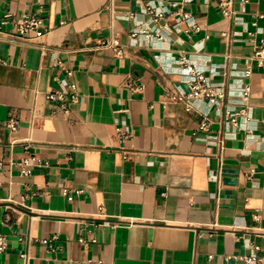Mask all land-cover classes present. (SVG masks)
Masks as SVG:
<instances>
[{"label":"crops","instance_id":"0c3cea01","mask_svg":"<svg viewBox=\"0 0 264 264\" xmlns=\"http://www.w3.org/2000/svg\"><path fill=\"white\" fill-rule=\"evenodd\" d=\"M232 9L0 0V264H264V0ZM24 16L42 36L15 32ZM186 66L225 101L166 102ZM68 84L64 112L48 95Z\"/></svg>","mask_w":264,"mask_h":264},{"label":"built area","instance_id":"2783aa9c","mask_svg":"<svg viewBox=\"0 0 264 264\" xmlns=\"http://www.w3.org/2000/svg\"><path fill=\"white\" fill-rule=\"evenodd\" d=\"M217 2L219 5L220 12L224 16L229 17L233 14V0H217ZM147 11H149V13H152L150 8H147ZM153 17V20L155 22H158L164 17V14L162 12L155 13ZM183 17L186 18L187 16L184 15ZM15 32L22 37H25L30 32H34L37 37H40L43 35L42 21L32 16H24L15 23ZM135 35L136 34H132V37H134ZM101 46L113 48L117 56H124L123 49L114 40H110L109 42H106ZM41 51L44 52L45 47L42 46ZM253 59L256 60V62L260 66L264 67V42H262L253 53ZM185 71L187 76L185 84L188 87V91H181L178 88L174 91H168L165 94L166 102L182 103L185 105L186 111L190 112L193 109V101L206 102L211 105H221L225 101V91L221 88H214L210 86L208 83V77H206L203 72L196 70L192 66H186ZM244 77H250V70L244 72ZM67 88L68 90L65 92L56 91L48 95V98L50 100L57 101L60 104V107L64 110V112H68L69 105L76 103L78 100L76 86L74 84H68ZM249 93L250 87L247 84L244 86V91L242 94V99L244 103H246V101L249 99ZM226 116L228 121L231 124L235 125L237 123L238 117L245 116V110L243 109L239 112L234 113L226 112ZM202 126L205 127V124H202ZM9 128L11 131H15L17 129V126L16 124H10ZM27 165L28 163L24 162V166ZM23 172L25 173V171ZM3 249L4 240L0 237V251ZM254 261H256V257H251L247 259V262L249 263H252Z\"/></svg>","mask_w":264,"mask_h":264}]
</instances>
